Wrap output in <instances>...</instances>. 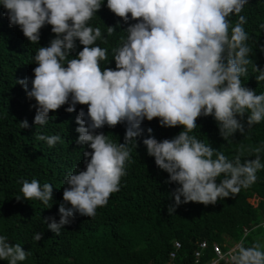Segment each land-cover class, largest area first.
<instances>
[{
	"label": "clouds",
	"instance_id": "1",
	"mask_svg": "<svg viewBox=\"0 0 264 264\" xmlns=\"http://www.w3.org/2000/svg\"><path fill=\"white\" fill-rule=\"evenodd\" d=\"M102 3L0 0L4 9L0 15H6L9 26L19 27L29 43L39 44L46 25L54 34L33 57V77L15 80L35 101L34 126L46 125L49 113L66 104L67 113L76 112L77 105L87 106L75 117V142L86 146L84 168L77 166L65 177L59 220L44 218L47 229L59 235L77 215L94 218L97 209L120 191L126 167L134 162L133 148L139 147L137 140L145 132L141 127L145 120L158 119L164 128H182L172 138L158 141L149 127L148 137L142 140L156 167L168 174L165 183L178 185L169 193L173 199L167 207L169 215L189 202L215 205L255 184L258 171L264 169V143L241 144L230 159L192 134L200 117L211 116L224 141L233 140L236 133L243 136L264 121V92L257 94L242 81L251 66L258 73L255 80L264 82V67L250 58L248 21L241 15L249 0H107L106 7L127 25L111 49L114 67L109 66L108 48L97 41L108 44L107 37L121 28L120 22L106 26V35L90 23ZM259 28L264 30V23ZM257 47L264 53V44ZM119 124L125 125L122 143L97 131ZM19 126L30 127L26 119ZM36 138L49 147L61 141L58 134ZM246 152L254 158L242 159ZM19 183L24 200H38L45 206L53 201L50 183L41 185L36 179ZM248 235L246 230L227 252L217 248L218 259L212 264H264V236L246 243ZM42 238L43 233L33 235L34 241ZM29 255L20 243L0 235V261L19 264Z\"/></svg>",
	"mask_w": 264,
	"mask_h": 264
},
{
	"label": "trees",
	"instance_id": "2",
	"mask_svg": "<svg viewBox=\"0 0 264 264\" xmlns=\"http://www.w3.org/2000/svg\"><path fill=\"white\" fill-rule=\"evenodd\" d=\"M103 0L97 16L90 22L101 28L106 35V26L117 28L108 44L97 43L109 50L119 42L127 27L116 17ZM4 9L0 6V13ZM241 15L247 18L245 25L253 48L251 57L256 64L264 67V53L257 44H264V0H249ZM235 22L236 17H231ZM134 23V21H129ZM54 38L51 26L41 29L39 44L29 43L17 26H9L6 15H0V235H6L9 242L20 243L30 255L19 264H167L172 243L179 241L181 250L173 264H191L195 243L201 240L209 244L217 242L227 250L233 242L249 235L246 243L256 236H264L259 224L264 219V169L258 171L257 181L248 189H242L233 198H224L215 205L189 202L180 205L174 214L167 212L173 203L169 193L178 185L166 184L168 174L158 169L154 158L147 155L142 140L148 137L147 128L158 141L172 138L181 127L164 128L158 119L145 120L141 127L145 132L138 138V148H133L131 162L127 165V175L121 179L120 191L111 195L104 207L97 209L94 218L77 215L56 235L47 229L44 218L59 220L58 207L62 200L65 177L72 171L84 168L83 151L86 146L76 144L75 131L77 112L86 105H77L76 112L67 113L64 105L57 112L49 113L46 125L33 124L35 116L34 100H29L20 84L15 80L33 77V57L39 46H47ZM78 44V42H77ZM82 46L78 45L77 51ZM106 63V62H105ZM114 67V60L110 61ZM249 66V74L242 77L247 87L257 94L264 92V82H257ZM30 87V85H29ZM27 120L30 127L21 129L19 122ZM197 128L192 133L198 139L210 143L213 148L225 153L230 159L237 154L241 144L245 147L264 143V121L247 130L245 135L236 133L231 141H224L218 133V126L211 117H200ZM122 143L125 125L113 128L105 126L97 130ZM60 135L61 141L49 147L45 141L37 140V135ZM264 163V153L261 154ZM243 158H254L246 152ZM38 180L41 185L50 183L53 201L45 206L38 200H24L20 191L21 180ZM20 197V200L16 198ZM257 199L256 206L248 200ZM259 226V227H257ZM255 228L256 231H252ZM43 233L40 241H34L35 233ZM208 257L212 254L206 251ZM0 264H8L0 261Z\"/></svg>",
	"mask_w": 264,
	"mask_h": 264
},
{
	"label": "built area",
	"instance_id": "3",
	"mask_svg": "<svg viewBox=\"0 0 264 264\" xmlns=\"http://www.w3.org/2000/svg\"><path fill=\"white\" fill-rule=\"evenodd\" d=\"M260 228L264 231V219L259 224ZM246 229H244V232ZM219 248L221 252H227L223 250L222 246L213 242L209 244L206 240H201L195 243V248L192 251V262L191 264H212V262L218 259V253L216 249ZM229 248V247H228ZM181 250V243L179 241H174L172 243V251L169 253V260L167 264H173V260L177 257L178 252ZM207 250L211 252V256L208 257ZM220 264H224V261H220Z\"/></svg>",
	"mask_w": 264,
	"mask_h": 264
},
{
	"label": "rangeland",
	"instance_id": "4",
	"mask_svg": "<svg viewBox=\"0 0 264 264\" xmlns=\"http://www.w3.org/2000/svg\"><path fill=\"white\" fill-rule=\"evenodd\" d=\"M249 201V203L250 204H252V205H254V206H256V204H257V199H255V198H252V199H250V200H248ZM217 243V242H216ZM217 244H219V243H217ZM220 245V244H219Z\"/></svg>",
	"mask_w": 264,
	"mask_h": 264
},
{
	"label": "crops",
	"instance_id": "5",
	"mask_svg": "<svg viewBox=\"0 0 264 264\" xmlns=\"http://www.w3.org/2000/svg\"><path fill=\"white\" fill-rule=\"evenodd\" d=\"M208 242V241H207ZM225 245H222V247H224ZM228 247H230V246H228Z\"/></svg>",
	"mask_w": 264,
	"mask_h": 264
}]
</instances>
